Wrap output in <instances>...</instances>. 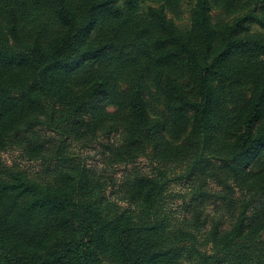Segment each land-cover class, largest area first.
<instances>
[{
	"label": "trees",
	"instance_id": "trees-1",
	"mask_svg": "<svg viewBox=\"0 0 264 264\" xmlns=\"http://www.w3.org/2000/svg\"><path fill=\"white\" fill-rule=\"evenodd\" d=\"M145 1L0 0V264H264V0H194L188 27L184 0ZM101 137L133 165L120 202L78 150ZM185 180L227 228L170 213Z\"/></svg>",
	"mask_w": 264,
	"mask_h": 264
},
{
	"label": "rangeland",
	"instance_id": "rangeland-1",
	"mask_svg": "<svg viewBox=\"0 0 264 264\" xmlns=\"http://www.w3.org/2000/svg\"><path fill=\"white\" fill-rule=\"evenodd\" d=\"M193 1L194 0H184L177 12L169 13L170 17H172L175 22L182 27H188L190 25V9ZM150 4L154 3L149 0L143 2L142 10L145 11ZM213 15L216 19H227L231 16L222 7L217 5L213 6ZM253 29L264 34V30L257 25H254ZM106 142L107 138L101 137L90 146L78 150L86 156L87 162L92 167L96 168L100 173H103L104 175L109 174V176L112 177V184L113 182L114 184L108 187L107 195L111 199L120 202L122 181L125 176L133 170V165H109L104 154L103 144ZM2 158L9 166H15L23 169L35 177L45 175L47 173V166L49 165V163H43L40 160L28 159L24 152L17 147L10 148L3 152ZM136 164L145 172L153 170V164L146 157L141 158ZM209 186L211 187L212 192L220 189V187L213 183H210ZM194 196L195 191L188 180L173 183L170 187V194L167 197L166 208H168L170 213H172L179 221H184V219L191 220L193 218V210H195L197 206L203 208L204 210L202 211L203 215L201 218H207L208 224L205 225V228H203L202 231H199V234H197L200 241L204 240L205 230L211 226L212 219L222 218V228H227L229 226L231 216L219 197L212 196L205 199L201 204H196ZM121 204L125 205L124 202ZM208 250L211 251L210 245Z\"/></svg>",
	"mask_w": 264,
	"mask_h": 264
}]
</instances>
